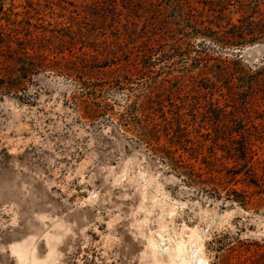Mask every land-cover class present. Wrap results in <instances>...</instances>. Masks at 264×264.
Segmentation results:
<instances>
[{
	"label": "rangeland",
	"instance_id": "1",
	"mask_svg": "<svg viewBox=\"0 0 264 264\" xmlns=\"http://www.w3.org/2000/svg\"><path fill=\"white\" fill-rule=\"evenodd\" d=\"M1 6L51 51L25 100L0 96V264H213L217 236L264 244V1Z\"/></svg>",
	"mask_w": 264,
	"mask_h": 264
},
{
	"label": "trees",
	"instance_id": "2",
	"mask_svg": "<svg viewBox=\"0 0 264 264\" xmlns=\"http://www.w3.org/2000/svg\"><path fill=\"white\" fill-rule=\"evenodd\" d=\"M218 2L221 3V0H218ZM183 14H185L184 11ZM8 15L4 6H1L0 96H17L20 100H25L29 95V86L35 83V79L39 75L48 71L50 66L46 52L47 50L51 51V48L48 47L46 36L37 35L22 27L21 22L12 20V15ZM187 16L188 22L195 26L193 30L197 32L198 27L204 24L202 12L194 8L188 12ZM206 30L210 31L211 28H206ZM216 41L219 42L217 38ZM83 56L87 57L89 54H83ZM237 64L241 65L240 63ZM220 69L221 72L216 76L218 83L231 80L230 77L233 74L228 70L227 65L224 64ZM242 203H247L246 198L242 200ZM230 240L231 237L228 234L215 238L214 249L218 255L213 264H264V244H254L248 240L244 241L238 238L232 242ZM254 248H256L255 251Z\"/></svg>",
	"mask_w": 264,
	"mask_h": 264
},
{
	"label": "bare ground",
	"instance_id": "3",
	"mask_svg": "<svg viewBox=\"0 0 264 264\" xmlns=\"http://www.w3.org/2000/svg\"><path fill=\"white\" fill-rule=\"evenodd\" d=\"M151 250H155L153 244L151 245ZM167 253H169V255H161L162 257L151 254V256H153L152 264H189L190 260L194 258L193 252L182 251V254H180L179 256H176L174 252ZM181 255H183V257ZM197 262L201 261L196 260V263Z\"/></svg>",
	"mask_w": 264,
	"mask_h": 264
}]
</instances>
